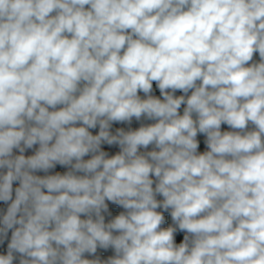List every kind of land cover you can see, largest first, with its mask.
Wrapping results in <instances>:
<instances>
[{
    "label": "clouds",
    "instance_id": "obj_1",
    "mask_svg": "<svg viewBox=\"0 0 264 264\" xmlns=\"http://www.w3.org/2000/svg\"><path fill=\"white\" fill-rule=\"evenodd\" d=\"M0 202V264H264V0H0Z\"/></svg>",
    "mask_w": 264,
    "mask_h": 264
},
{
    "label": "trees",
    "instance_id": "obj_2",
    "mask_svg": "<svg viewBox=\"0 0 264 264\" xmlns=\"http://www.w3.org/2000/svg\"><path fill=\"white\" fill-rule=\"evenodd\" d=\"M155 87V86H154ZM156 92H158V90L156 91ZM177 94H179V93H177ZM57 171H63V169H61L59 166H57V169H56ZM38 174H40V175H43V173H38ZM16 185L14 184V187H15ZM4 208H6V205L3 203V202H0V209H4ZM108 254H110V253H108ZM105 255H107V254H105Z\"/></svg>",
    "mask_w": 264,
    "mask_h": 264
},
{
    "label": "built area",
    "instance_id": "obj_3",
    "mask_svg": "<svg viewBox=\"0 0 264 264\" xmlns=\"http://www.w3.org/2000/svg\"><path fill=\"white\" fill-rule=\"evenodd\" d=\"M155 94H157V95H159V93L158 92H156ZM136 126H138L135 122H134V124H133V127H136ZM222 130H224L223 129V127H222ZM225 130H228V128L226 127V129ZM203 138L201 137V140H202Z\"/></svg>",
    "mask_w": 264,
    "mask_h": 264
},
{
    "label": "rangeland",
    "instance_id": "obj_4",
    "mask_svg": "<svg viewBox=\"0 0 264 264\" xmlns=\"http://www.w3.org/2000/svg\"><path fill=\"white\" fill-rule=\"evenodd\" d=\"M116 149H113L112 151H115ZM201 150H204V145L203 144H201ZM26 154H31L30 153V151L28 152V153H26Z\"/></svg>",
    "mask_w": 264,
    "mask_h": 264
},
{
    "label": "crops",
    "instance_id": "obj_5",
    "mask_svg": "<svg viewBox=\"0 0 264 264\" xmlns=\"http://www.w3.org/2000/svg\"><path fill=\"white\" fill-rule=\"evenodd\" d=\"M222 127H223V129L225 130V129H226V127H227V125H222Z\"/></svg>",
    "mask_w": 264,
    "mask_h": 264
}]
</instances>
